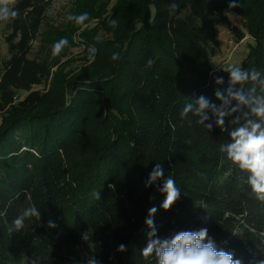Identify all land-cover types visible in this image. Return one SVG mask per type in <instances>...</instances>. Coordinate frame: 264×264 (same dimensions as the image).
Masks as SVG:
<instances>
[{
    "label": "trees",
    "instance_id": "trees-1",
    "mask_svg": "<svg viewBox=\"0 0 264 264\" xmlns=\"http://www.w3.org/2000/svg\"><path fill=\"white\" fill-rule=\"evenodd\" d=\"M93 2L76 0L62 29L44 39L41 26L52 0L12 6L18 15L10 18L0 78V264H158L155 251L142 255L152 207L151 239L206 228L205 242L217 251L242 264L264 261V200L248 183L250 173L221 150L249 120L264 129V117L251 111L264 99V0H236L232 8V0H117L105 16L106 7ZM185 8L200 25L180 17ZM84 13L87 19L77 22ZM235 14L244 28L232 21ZM94 18L98 26L81 34V66L72 68L74 58L61 62L74 41L53 55L64 39L60 30L72 35ZM217 24L237 44L247 35L254 40L240 68L259 73L232 86L253 102L232 112L238 101L229 98L225 111L231 114L222 126L211 107L202 124L196 112L200 97L219 108L215 93L227 96L230 86L228 69L210 64ZM20 91L28 93L15 98ZM187 103L193 110L181 116ZM157 163L164 175L145 187ZM169 178L180 196L165 211L161 189ZM32 206L39 218H25L17 229L15 219ZM90 232L99 251L84 239Z\"/></svg>",
    "mask_w": 264,
    "mask_h": 264
},
{
    "label": "clouds",
    "instance_id": "clouds-1",
    "mask_svg": "<svg viewBox=\"0 0 264 264\" xmlns=\"http://www.w3.org/2000/svg\"><path fill=\"white\" fill-rule=\"evenodd\" d=\"M14 4V0H0V21H6L9 18H15L18 13L12 10L10 7ZM236 0H232L229 7H236ZM172 9L175 10L179 7L178 4H173ZM71 18V17H70ZM77 22L82 23L87 19V13H84L76 17ZM113 24L116 21H112ZM67 44L66 39H62L54 45L53 55H58L63 47ZM113 59H118V56L114 55ZM153 60L147 61L148 66H151ZM230 74V86L227 89V96L220 91L215 93L217 99L221 100L222 105L217 108L215 105H210L209 101L204 97H200L198 100L199 107L196 109L198 115H201L199 123H203L208 119L203 112L206 108L211 107L214 115L217 116V124H224L225 115H230V112H226L225 108L230 103V99L238 101L237 107L231 111L235 112L239 110L240 105H250L253 101L246 97L240 91H233V87L236 84L243 83L249 79L252 81L257 80L259 73L253 70L251 73L242 71L240 67L233 66L228 69ZM218 84L222 83V79L216 81ZM230 98V99H229ZM258 106L252 107L251 111L259 117H264V99L256 102ZM193 110L191 103L185 104L181 112V116H186ZM235 122V121H234ZM209 128L211 125L208 126ZM232 143L222 147V151H226L227 156L234 163L238 164L239 168L246 170L250 173L248 183L251 185L252 190L258 195V198L264 200V129L261 128V124L254 123L251 120L248 121L246 126L236 128L230 133ZM164 175V168L160 163H157L153 168L149 179L147 180L145 187L150 186L154 181L161 178ZM111 187V185H110ZM166 197L161 207L167 211L177 201L180 196V190L176 186V183L169 178L165 181L164 187L161 189ZM97 198H100L99 193L96 194ZM157 209L152 207L148 210V219L145 223L151 229L148 233L150 237L149 242L142 250L143 257L147 258L155 251L158 259V264H242L241 260L234 259L233 254L226 251H217L216 247L211 240L205 242L208 230L206 228L199 230L198 232L182 231L174 235L170 240L165 239H151L156 236V229L153 225L152 217L155 215ZM28 217L39 218V212L35 206L26 208L21 216L15 219L14 224L17 229L24 227V220ZM50 228L56 227V225L50 220ZM84 239H88L85 235ZM119 251H125V246L120 245ZM89 264H98L96 260H90ZM259 264H264V261H260Z\"/></svg>",
    "mask_w": 264,
    "mask_h": 264
},
{
    "label": "rangeland",
    "instance_id": "rangeland-1",
    "mask_svg": "<svg viewBox=\"0 0 264 264\" xmlns=\"http://www.w3.org/2000/svg\"><path fill=\"white\" fill-rule=\"evenodd\" d=\"M84 0H82L83 2ZM91 0H85V2H90ZM96 1V2H95ZM117 0H94L93 6H105L106 8V14H109L115 5ZM15 2V0H14ZM76 0H52L51 7L47 11V15L44 18L43 24L41 26V33L40 37L43 39L46 38V34L48 32L57 33L58 31H55L56 28L62 29V24L67 21V16L72 10V8L76 5ZM13 4L10 5L12 8ZM82 15V14H81ZM180 17L188 21L192 25H200L201 20L195 16L189 8H185L180 11ZM232 21L244 28V20L239 15H231ZM99 19L94 18L88 22H85L81 28L73 32L71 35L69 30H60V33H63L64 36H62L64 39L67 40V43H70V41H74V43H77V46L73 47L72 49L67 52L66 55L62 57V61L64 62L70 58H74L71 60V66L72 68L77 67L81 64L83 60H81V55L83 54L84 46L80 44V41H83L81 38V34L87 30L90 27L98 26ZM10 23V18L6 21H0V78L3 75V61L9 57V50H8V44L6 42V36L9 35L12 32ZM217 27L219 29V44L213 48V54L210 59V64L214 68H226L229 69L233 66L240 67L243 59L247 55L248 52V44L254 43V40L252 38L245 39L241 43H238L235 41L232 34L229 32L228 29H226L223 25L217 24ZM39 45V40L33 41V52L32 56L35 55L36 50ZM82 65V64H81ZM80 65V66H81ZM79 66V67H80ZM78 67V68H79ZM77 68V69H78ZM34 89H44L43 85H33L31 87V90ZM28 92L27 91H20L16 95L15 98L21 99L23 98ZM2 118V113H0V122ZM89 242L92 244L93 248L96 251H99L101 246L97 240L93 237L91 232L88 234Z\"/></svg>",
    "mask_w": 264,
    "mask_h": 264
}]
</instances>
